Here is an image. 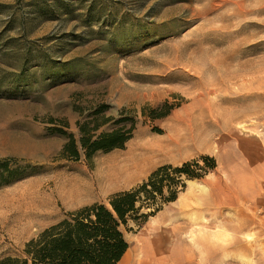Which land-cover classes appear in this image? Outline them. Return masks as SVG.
<instances>
[{"label": "rangeland", "instance_id": "obj_1", "mask_svg": "<svg viewBox=\"0 0 264 264\" xmlns=\"http://www.w3.org/2000/svg\"><path fill=\"white\" fill-rule=\"evenodd\" d=\"M84 123L100 125L95 138L133 132L88 160ZM71 135L78 159L64 151ZM131 151L148 160L132 180L13 224L37 192ZM187 162L200 176L124 228L127 252L159 235V257L182 264H264V0H0V260L69 212Z\"/></svg>", "mask_w": 264, "mask_h": 264}, {"label": "trees", "instance_id": "obj_2", "mask_svg": "<svg viewBox=\"0 0 264 264\" xmlns=\"http://www.w3.org/2000/svg\"><path fill=\"white\" fill-rule=\"evenodd\" d=\"M99 128L97 125L91 129L89 123L80 125V144L88 160L98 151L123 149L133 132L132 128L119 127L95 138L92 131ZM64 151L68 157L79 158L73 135ZM204 159L211 162L210 169L216 168L213 158ZM192 165L187 162L178 167L161 166L137 188L117 192L107 202L69 212L63 220L27 242L22 255L4 257L0 264H119L129 249L124 228L131 221L145 223L164 204L175 202L185 186L182 177L200 176ZM146 209L151 211L145 212Z\"/></svg>", "mask_w": 264, "mask_h": 264}, {"label": "bare ground", "instance_id": "obj_3", "mask_svg": "<svg viewBox=\"0 0 264 264\" xmlns=\"http://www.w3.org/2000/svg\"><path fill=\"white\" fill-rule=\"evenodd\" d=\"M222 5L220 6L222 7ZM140 150L141 153H146L143 148ZM145 163H148V160L144 158V155H138L131 151V154H116L108 157L103 164V173L97 172L90 175L86 170H80L75 174L64 176L50 192H37L34 197L26 201V204L16 211L12 222L16 226H27L36 216L41 215L45 209L52 206L55 200H60L65 204L75 203L96 192L102 186H113L122 181H130L146 168ZM178 235L180 237V234ZM137 241L135 247V250L138 251L137 256L133 258L134 254L127 252L122 259L123 264H159L160 262H163V264H182L183 259L178 253L172 258L163 255L159 257V235L152 238L145 237Z\"/></svg>", "mask_w": 264, "mask_h": 264}, {"label": "crops", "instance_id": "obj_4", "mask_svg": "<svg viewBox=\"0 0 264 264\" xmlns=\"http://www.w3.org/2000/svg\"><path fill=\"white\" fill-rule=\"evenodd\" d=\"M127 253V252H126ZM125 256V255H124ZM123 259V258H122ZM122 262V260L119 262V263H121ZM163 264V263H162Z\"/></svg>", "mask_w": 264, "mask_h": 264}]
</instances>
